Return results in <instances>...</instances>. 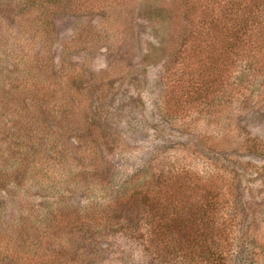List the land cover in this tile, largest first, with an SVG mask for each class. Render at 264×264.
I'll list each match as a JSON object with an SVG mask.
<instances>
[{"label": "rangeland", "instance_id": "374dc122", "mask_svg": "<svg viewBox=\"0 0 264 264\" xmlns=\"http://www.w3.org/2000/svg\"><path fill=\"white\" fill-rule=\"evenodd\" d=\"M0 264H264V0H0Z\"/></svg>", "mask_w": 264, "mask_h": 264}, {"label": "trees", "instance_id": "16d2710c", "mask_svg": "<svg viewBox=\"0 0 264 264\" xmlns=\"http://www.w3.org/2000/svg\"><path fill=\"white\" fill-rule=\"evenodd\" d=\"M174 242V241H173ZM176 244V243H175Z\"/></svg>", "mask_w": 264, "mask_h": 264}]
</instances>
